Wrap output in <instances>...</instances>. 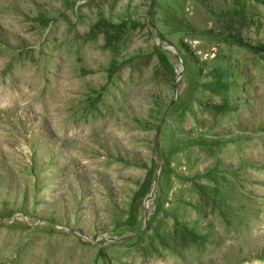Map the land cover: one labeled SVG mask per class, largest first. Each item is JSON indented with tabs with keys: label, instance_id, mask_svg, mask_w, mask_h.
Wrapping results in <instances>:
<instances>
[{
	"label": "rangeland",
	"instance_id": "1",
	"mask_svg": "<svg viewBox=\"0 0 264 264\" xmlns=\"http://www.w3.org/2000/svg\"><path fill=\"white\" fill-rule=\"evenodd\" d=\"M0 264H264V0H0Z\"/></svg>",
	"mask_w": 264,
	"mask_h": 264
},
{
	"label": "water",
	"instance_id": "2",
	"mask_svg": "<svg viewBox=\"0 0 264 264\" xmlns=\"http://www.w3.org/2000/svg\"><path fill=\"white\" fill-rule=\"evenodd\" d=\"M157 32V31H156ZM155 180H156V178H155Z\"/></svg>",
	"mask_w": 264,
	"mask_h": 264
}]
</instances>
